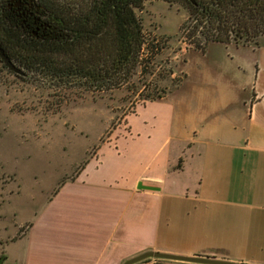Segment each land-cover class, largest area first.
I'll use <instances>...</instances> for the list:
<instances>
[{
	"label": "crops",
	"instance_id": "crops-1",
	"mask_svg": "<svg viewBox=\"0 0 264 264\" xmlns=\"http://www.w3.org/2000/svg\"><path fill=\"white\" fill-rule=\"evenodd\" d=\"M197 52L205 86L190 108L136 104L36 215L31 203L17 222L0 201V264H122L146 251L264 264V45Z\"/></svg>",
	"mask_w": 264,
	"mask_h": 264
},
{
	"label": "rangeland",
	"instance_id": "rangeland-1",
	"mask_svg": "<svg viewBox=\"0 0 264 264\" xmlns=\"http://www.w3.org/2000/svg\"><path fill=\"white\" fill-rule=\"evenodd\" d=\"M65 1L79 9L88 3ZM183 4L144 2L138 15L150 51H142L132 80L109 93L66 89L46 74L18 77L0 64V201L9 211L18 207L17 222L31 203L33 214L40 213L85 150L95 151L109 129L145 97L163 93L166 102L183 108L195 103V91L205 86L197 79L204 59L189 49L187 26L180 33L189 16Z\"/></svg>",
	"mask_w": 264,
	"mask_h": 264
},
{
	"label": "trees",
	"instance_id": "trees-1",
	"mask_svg": "<svg viewBox=\"0 0 264 264\" xmlns=\"http://www.w3.org/2000/svg\"><path fill=\"white\" fill-rule=\"evenodd\" d=\"M15 1L0 0V48L9 59L5 63L0 57V64L15 76L46 74L66 89L104 94L126 86L142 65V51H150L138 15L148 0H88L81 9L65 0H41L49 9V27L33 37L14 33L7 7ZM163 1L184 3L189 16L180 33L187 26L189 49L204 52L210 43L257 47L264 36V0Z\"/></svg>",
	"mask_w": 264,
	"mask_h": 264
},
{
	"label": "flooded vegetation",
	"instance_id": "flooded-vegetation-1",
	"mask_svg": "<svg viewBox=\"0 0 264 264\" xmlns=\"http://www.w3.org/2000/svg\"><path fill=\"white\" fill-rule=\"evenodd\" d=\"M12 26L15 34L22 36H38L48 26L46 19L49 9L41 0H16L8 5ZM258 44L264 45V36L257 39ZM259 45V46H260ZM14 64V57L11 59Z\"/></svg>",
	"mask_w": 264,
	"mask_h": 264
},
{
	"label": "water",
	"instance_id": "water-1",
	"mask_svg": "<svg viewBox=\"0 0 264 264\" xmlns=\"http://www.w3.org/2000/svg\"><path fill=\"white\" fill-rule=\"evenodd\" d=\"M0 57L5 63H9L8 57L3 53L0 48ZM139 189L146 190H157V188L149 187V186H138ZM147 259H160L171 262H179L185 264H246V263H237L230 262L225 260H219L210 257H201V256H185V255H177V254H169V253H161L154 251H146L134 257H131L125 260L122 264H138Z\"/></svg>",
	"mask_w": 264,
	"mask_h": 264
}]
</instances>
